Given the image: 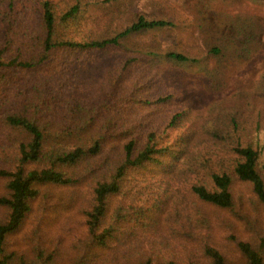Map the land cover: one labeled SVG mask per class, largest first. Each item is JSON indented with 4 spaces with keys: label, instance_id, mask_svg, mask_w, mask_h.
<instances>
[{
    "label": "trees",
    "instance_id": "1",
    "mask_svg": "<svg viewBox=\"0 0 264 264\" xmlns=\"http://www.w3.org/2000/svg\"><path fill=\"white\" fill-rule=\"evenodd\" d=\"M103 2L0 0V264H264V17Z\"/></svg>",
    "mask_w": 264,
    "mask_h": 264
},
{
    "label": "rangeland",
    "instance_id": "2",
    "mask_svg": "<svg viewBox=\"0 0 264 264\" xmlns=\"http://www.w3.org/2000/svg\"><path fill=\"white\" fill-rule=\"evenodd\" d=\"M231 0H114L110 8L119 11V6L126 7L127 14L130 17L142 15L149 19H158L162 17L179 18L182 24L181 36H202L206 33H200L197 25L203 24V21L210 23L211 16H218L219 12L236 11L242 13L254 12L256 15L264 17V0H238L234 4H229ZM102 3L103 0H100ZM103 5L106 4L103 2ZM190 26V27H189Z\"/></svg>",
    "mask_w": 264,
    "mask_h": 264
}]
</instances>
